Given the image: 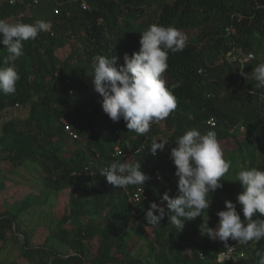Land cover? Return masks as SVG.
<instances>
[{"label":"trees","instance_id":"16d2710c","mask_svg":"<svg viewBox=\"0 0 264 264\" xmlns=\"http://www.w3.org/2000/svg\"><path fill=\"white\" fill-rule=\"evenodd\" d=\"M88 3L91 10L72 0H40L39 6L20 0L2 8L0 19L24 23L42 19L51 21L52 29L24 43V55L16 62L21 77L17 91L0 93V111L29 107L24 121L6 124L0 135V192L6 187L3 162L10 169L8 176L34 168L48 192H69L71 209L58 220L54 243L49 238H55L56 230L47 239L49 247L31 246L26 232L21 233L19 218L36 203L31 199L33 193L14 204L0 201V264H19L4 254L11 242L20 244V257L30 264H145V260L149 264H219L218 254L237 241L229 238L226 247L223 241L203 235L197 242L202 217L185 221L183 230L178 231L167 216L160 227L153 228L145 214L152 202L161 203L165 192L172 197L178 194L179 178L170 151L177 138L191 128L201 133L215 131L220 142L230 141L233 150L245 157L247 168L264 170V103L259 101L264 89H255L252 95L257 83L252 71L264 61V0ZM154 4L157 6L152 9ZM28 9L34 10L30 18L24 15ZM217 15L222 23L210 29ZM152 24L173 26L181 32L195 29L199 34L183 51L169 53V67L163 75L177 98V108L140 135L129 131L123 119L114 122L104 113L102 96L94 91L93 57L117 56L122 65L125 53L139 51L141 32ZM229 28L235 34H228ZM68 42L71 51L63 58L58 53ZM233 50L252 53L254 59L243 66L232 64L226 55ZM6 55L0 43V67L6 66ZM210 119L215 120L214 127L207 124ZM237 126L244 130L231 133ZM153 140L167 142L165 150H157L156 156L148 151ZM117 147L125 153L145 147L127 160L140 162L141 171L150 176L144 185L128 186L129 192L137 186L146 190V197L135 206L129 203L126 190L109 184L98 172L113 161H125L114 157ZM225 158L232 162L230 154ZM230 171L221 180L223 188L208 197L212 203L204 215H208L209 227L218 224L216 213L226 210L225 201L237 203L236 197L243 191L240 183L230 178ZM161 206L166 207V202ZM237 211L243 220L238 203ZM68 222L73 223L70 231L65 228ZM69 232H74L71 237ZM138 240L147 242L144 258L133 255ZM60 244L71 252L62 254ZM244 248L250 264H258L264 257V239Z\"/></svg>","mask_w":264,"mask_h":264},{"label":"clouds","instance_id":"9594fccd","mask_svg":"<svg viewBox=\"0 0 264 264\" xmlns=\"http://www.w3.org/2000/svg\"><path fill=\"white\" fill-rule=\"evenodd\" d=\"M51 29V21L42 19L33 23L0 19V43L7 51L3 61L6 66L0 67V93L9 95L17 91L21 77L16 62L24 55V43L36 40L41 33H50ZM186 43L187 37L181 30L152 24L141 32L139 51L131 55L125 53L124 63L119 67L117 56H94V91L102 96L104 113L114 122L123 119L129 131L140 135L169 117L177 108V98L166 86L163 74L169 67V53L183 51ZM252 78L257 82L252 91L255 95V89H264V61L254 67ZM259 101L264 103V93L259 96ZM188 118L192 119L191 114ZM166 145V141L153 140L148 151L155 156L157 150L163 152ZM170 158L179 178L178 194L172 197L165 192L160 197V204H150L145 214L148 225L158 228L167 216L170 224L182 231L185 221L202 217L201 233L212 240L223 241L226 247H229V238L241 245L264 239V218H261L264 217V170L241 167L235 172V181L243 189L236 201L242 206L244 219L237 211V203L225 201L226 210L216 213L219 222L212 228L207 222L208 215H204L212 203L208 197L223 188L221 180L231 168L217 133L212 130L201 133L197 128L187 130L177 138ZM98 172L109 184L124 190L129 185H144L150 179L141 171L140 162L129 163L127 160L113 161ZM158 179L163 180V177L158 176ZM165 202L166 207L161 206ZM258 264H264V257Z\"/></svg>","mask_w":264,"mask_h":264},{"label":"rangeland","instance_id":"374dc122","mask_svg":"<svg viewBox=\"0 0 264 264\" xmlns=\"http://www.w3.org/2000/svg\"><path fill=\"white\" fill-rule=\"evenodd\" d=\"M155 6H157V4H154L152 9H155ZM33 13L34 10L28 9L24 12V15L30 18ZM213 23V27L210 26L209 28L214 30L216 27L219 28L218 25L222 23V19H220V17L217 15L215 16ZM183 33L186 35L188 42L190 40H194L197 37V35L199 34V30L194 29L192 31H184ZM67 44L68 46H66L62 51H59L58 53L63 58L71 51V44L69 42ZM119 66L120 63L117 62V67ZM28 115V106H21L19 108L6 107L2 111H0V135L2 134L3 127L6 124H9L12 121H24L28 117ZM258 132L262 133L263 128L258 129ZM220 143L224 150V155L228 153L232 158L230 178L232 180H235V172L238 171L241 167H246V159L233 150V146L230 141L226 140L221 141ZM2 165L3 171L5 172L3 174H6L4 183L6 184V187L0 192V201L2 202V204H5V201H8L9 204H14L15 202H19L25 196L33 193L31 195V199L35 200L36 203L19 218V226L22 228L21 233H23V231L26 232L31 246L46 245L47 247H49L50 243H54L57 239L58 220L71 209L69 192H48V190H46V188H44V186L42 185L41 178L38 176V172L34 170V168L28 169L29 171L20 169L16 172L10 173L8 176L7 173L10 172V169L7 163L3 162ZM41 191H43L42 194ZM72 227V222H68L67 225H65V228L68 231H70ZM55 230V238H53L51 236V232H54ZM73 233L74 232L69 234L70 237L73 235ZM203 235L204 234L200 233L196 237V241L201 242L203 240ZM49 236L51 237L49 238ZM153 237L154 236H150V238ZM48 238L50 243H47ZM134 238L136 241V237ZM147 250V242L138 240L136 243V247L133 248V255L144 258V255L148 252ZM59 251L64 255H67L71 252L69 249H67V247L62 246V244H60L59 246ZM242 251L245 252L244 257L243 259H241L242 262L241 260H239V262H241L242 264H250V259H248L249 257L247 256L245 248H243ZM4 254L5 256H8L10 261H14L15 259H17L19 264H30L25 259L20 257V244L18 246L14 245V243L11 242V244L6 247ZM144 262L145 264H149V262L146 260Z\"/></svg>","mask_w":264,"mask_h":264},{"label":"built area","instance_id":"2783aa9c","mask_svg":"<svg viewBox=\"0 0 264 264\" xmlns=\"http://www.w3.org/2000/svg\"><path fill=\"white\" fill-rule=\"evenodd\" d=\"M20 0H0V15H1V11L2 8L6 5L9 6H13L16 5L17 3H19ZM30 1V3L33 6H39L40 4V0H28ZM73 3H77L80 4V7L82 9L85 10H91V6L88 3V0H72ZM55 14H59V10L55 9ZM228 34L234 33L235 34V30L234 29H227ZM233 57H235V59H233ZM254 59V55L252 53L249 54H243V53H238L236 51H231L226 55V60L230 63H236V64H240L241 66H243L245 63H247L248 61ZM207 124H209L211 127H214L216 125V122L214 119H210L208 120ZM236 129H239L240 131L244 130L243 126H237L234 129L230 130V132H234ZM67 130H70V128H67ZM71 136L76 137V135L71 133ZM145 147L143 148H139L136 149L135 151L131 152V153H125L121 148L117 147L115 149V153H114V157L117 158H121V159H131L137 155H139ZM156 156V155H155ZM127 191V196H128V200L129 203L132 206L137 205L138 203H140L145 197H146V190L141 187V186H137V188L133 191V192H129L128 189ZM255 242H249V244H253ZM245 245H241L238 243V241L236 243H234L233 245H231L226 251H223L221 253L218 254L216 261L219 264H225V263H229V262H237L241 259H243L244 257V253L242 251V249L244 248ZM202 258V255H201Z\"/></svg>","mask_w":264,"mask_h":264}]
</instances>
